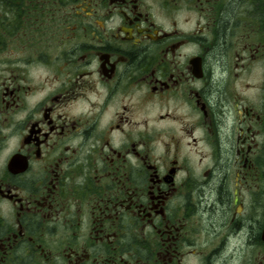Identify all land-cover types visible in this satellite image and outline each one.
Returning <instances> with one entry per match:
<instances>
[{
    "label": "flooded vegetation",
    "instance_id": "af4514ba",
    "mask_svg": "<svg viewBox=\"0 0 264 264\" xmlns=\"http://www.w3.org/2000/svg\"><path fill=\"white\" fill-rule=\"evenodd\" d=\"M0 264H264L260 0H0Z\"/></svg>",
    "mask_w": 264,
    "mask_h": 264
},
{
    "label": "rangeland",
    "instance_id": "374dc122",
    "mask_svg": "<svg viewBox=\"0 0 264 264\" xmlns=\"http://www.w3.org/2000/svg\"><path fill=\"white\" fill-rule=\"evenodd\" d=\"M260 77L262 78V74L261 73H258V71H256L253 75H252V77H251V79H252V82L255 84V85H257L258 86V84L260 83ZM256 91H260V88H259V90L258 89H255Z\"/></svg>",
    "mask_w": 264,
    "mask_h": 264
},
{
    "label": "trees",
    "instance_id": "16d2710c",
    "mask_svg": "<svg viewBox=\"0 0 264 264\" xmlns=\"http://www.w3.org/2000/svg\"><path fill=\"white\" fill-rule=\"evenodd\" d=\"M260 4L264 5V0H260Z\"/></svg>",
    "mask_w": 264,
    "mask_h": 264
}]
</instances>
